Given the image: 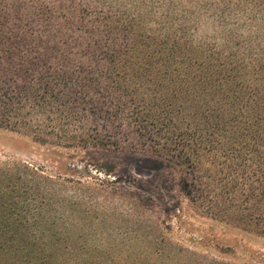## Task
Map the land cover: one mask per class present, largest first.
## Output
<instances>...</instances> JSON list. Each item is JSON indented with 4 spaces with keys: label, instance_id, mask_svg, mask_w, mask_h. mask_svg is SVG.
<instances>
[{
    "label": "trees",
    "instance_id": "obj_1",
    "mask_svg": "<svg viewBox=\"0 0 264 264\" xmlns=\"http://www.w3.org/2000/svg\"><path fill=\"white\" fill-rule=\"evenodd\" d=\"M11 15L58 30L33 38L7 25ZM0 128L43 145L163 157L203 216L264 235V0H0ZM60 169L55 178L0 161V218L35 203L57 220L69 207L95 233L88 203L105 190ZM11 229L0 221V264L58 263Z\"/></svg>",
    "mask_w": 264,
    "mask_h": 264
},
{
    "label": "rangeland",
    "instance_id": "obj_2",
    "mask_svg": "<svg viewBox=\"0 0 264 264\" xmlns=\"http://www.w3.org/2000/svg\"><path fill=\"white\" fill-rule=\"evenodd\" d=\"M6 23L33 38L50 40L58 30L56 22L33 15L21 20L11 15ZM0 161L32 164L55 178L63 167L65 175L105 190L88 203L96 212L95 233L82 232V219L65 206L57 220L46 206L35 203L0 218L12 226L11 234L40 240L48 252L54 251L57 264H264V235L253 227L203 216L185 195L182 169L163 157L43 145L0 128ZM107 162L116 164L114 174L98 171ZM71 194L64 192L67 198ZM158 248L160 254H175L174 259L156 256Z\"/></svg>",
    "mask_w": 264,
    "mask_h": 264
}]
</instances>
